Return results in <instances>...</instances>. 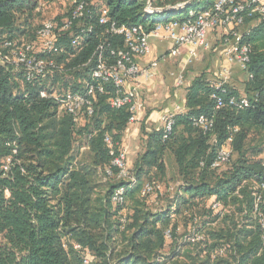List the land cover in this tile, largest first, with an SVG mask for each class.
<instances>
[{"label":"trees","instance_id":"1","mask_svg":"<svg viewBox=\"0 0 264 264\" xmlns=\"http://www.w3.org/2000/svg\"><path fill=\"white\" fill-rule=\"evenodd\" d=\"M48 1L0 0V46L6 41H34L41 25H34L35 15ZM86 1L92 30L78 50L68 47L73 57L67 65L87 61L88 74L99 45L111 63L110 49L123 45L121 36L105 33V26L98 24L100 13L105 11L117 25L139 24L149 30L173 14L181 19L199 0L178 11L155 14L146 13L148 0ZM187 1L150 0V6L160 9ZM40 3L44 6L37 10ZM244 40L251 50L246 72L240 71L245 76L243 94L230 86L224 93L215 91L205 72L197 75L167 139H162L161 129L149 134L145 151L129 169L137 180L127 187L122 205L112 204L110 197L126 182L117 178L103 139L109 135L113 142L120 141L130 113L126 107L110 108L112 88L96 96L87 125L78 128L54 99L39 96L44 83L26 82L0 63V264H83L85 255L89 264H264L259 221L260 214L264 217L262 26L252 27ZM60 41L67 44L64 36ZM212 93L223 98L221 107H215ZM231 96L246 97L248 106L228 105ZM200 115L212 120L209 130L194 124ZM76 136L87 142V162L77 160L73 152ZM227 144L229 160L213 167L217 151ZM167 153L181 180L172 203L153 212L147 203L162 192L154 196L156 191L142 189L145 183L162 188L147 178L167 177ZM6 161L9 168L3 170ZM215 202L219 206L213 208ZM178 213L186 220L183 226L192 229L186 234L189 240L180 243ZM167 241L170 251L162 257Z\"/></svg>","mask_w":264,"mask_h":264},{"label":"built area","instance_id":"2","mask_svg":"<svg viewBox=\"0 0 264 264\" xmlns=\"http://www.w3.org/2000/svg\"><path fill=\"white\" fill-rule=\"evenodd\" d=\"M44 3H40L41 9ZM89 3L86 0H70V8L66 15L58 20L56 16L45 19L35 32L34 41L21 42L18 45L13 42H4L0 46V63L10 70L19 73L24 81L44 83L57 74L71 75L74 72L83 74V81L77 83L73 89L63 90L61 93L48 92L43 86L39 89V96L52 98L58 104L60 110H64L78 123L83 117L93 114V105L98 94L107 93L112 88V95L108 104L112 109L126 107L130 113L127 124L135 121L138 111L142 105L138 99L139 83L138 78L149 81L155 75L160 63L166 62L168 56H177L183 46L188 47L187 61L192 62L197 58V51L210 50L211 43L208 33L214 29H220V46L222 50V63L214 77L208 80L209 85L215 90L224 93L230 86V80L234 68L246 72L249 61L250 44L244 40L252 27L262 26L264 30V0H201L196 7L188 10L187 14L179 19L170 18L159 20L153 27L146 30L142 25H117L110 21L106 12L98 16V24L105 26L104 32L112 35H119L123 38L122 47L110 49V55L114 61L108 62L103 55V46L99 45L95 51V64L87 74V61L76 65L68 66L70 62L68 47L78 50L87 39V34L92 27L87 24V13ZM152 8L147 3L145 11L152 14ZM247 21V22H246ZM246 28V29H245ZM67 38V44L60 41L61 37ZM151 39H165L170 46L166 54L152 59L146 65L139 63V58L147 57L151 53ZM64 58V61L61 59ZM174 84H183L181 71H171ZM247 78L251 75L247 74ZM132 81V85L127 83ZM211 98L215 101V107L223 105V98L212 93ZM227 104L237 108L247 107L249 102L246 97H229ZM176 112L182 113V109L176 107ZM175 112H169L161 117L162 139H167L175 121ZM194 124L203 130H209L212 120L200 115L193 120ZM104 143L112 156L111 165L117 169V178L126 182L113 190L110 200L114 205H122L129 188L136 182V178L130 172L126 164V148L120 142H113L109 135H104ZM230 140V139H229ZM15 152V150H14ZM231 155V149L227 145L217 151L212 163L213 167H219L227 162ZM264 166V162H263ZM3 170L9 168V161L3 164ZM107 175H111L109 170ZM159 184L145 183L143 193L162 192ZM173 190V186H170ZM260 196L257 195L254 204V211L258 209ZM213 208L219 206L218 202L213 203ZM261 227L264 229V217L259 215ZM169 237V232H166ZM87 255L83 256L82 263L89 264Z\"/></svg>","mask_w":264,"mask_h":264},{"label":"crops","instance_id":"3","mask_svg":"<svg viewBox=\"0 0 264 264\" xmlns=\"http://www.w3.org/2000/svg\"><path fill=\"white\" fill-rule=\"evenodd\" d=\"M221 35L220 29L209 31L208 37L211 43L210 50L197 51V58L192 62L187 61L188 47L183 46L177 56H168L166 62L160 63L155 75L149 81L138 78L139 89L138 99L142 108L137 112L135 121L127 124L120 132V144L127 150L126 164L128 169H132L145 151L149 134L158 131L162 127L161 117L169 112H176V107L184 110L185 99L188 87L193 79L201 72H205L208 80L215 76L222 63V50L219 43ZM151 53L147 57L139 58L141 65H146L150 60L156 59L168 52L170 46L165 39H151ZM199 74L195 72L196 66H201ZM171 71H181L183 74V84L176 86ZM241 73L234 69L232 78L235 74ZM230 80V87L243 94L240 83ZM132 85V81L127 83ZM179 114V113H178Z\"/></svg>","mask_w":264,"mask_h":264},{"label":"rangeland","instance_id":"4","mask_svg":"<svg viewBox=\"0 0 264 264\" xmlns=\"http://www.w3.org/2000/svg\"><path fill=\"white\" fill-rule=\"evenodd\" d=\"M99 1V0H94ZM204 0H201V3ZM70 7L69 0H50L45 5V8L40 11V13H36L35 15V21L34 25L38 26L40 25L45 19L51 18V17H61L65 15L66 10ZM173 18L178 17V15L174 14L172 15ZM246 29V28H245ZM212 48V47H211ZM214 49V48H212ZM203 64L201 66H196L194 69L197 74H199L200 70L202 69ZM238 70L237 68H234ZM85 78V77H84ZM83 74L79 72H74L71 75L68 74H57L53 78L48 79L44 82V87L47 89L48 92L53 93H61L63 90L66 89H73L77 83H80L83 81ZM233 82L240 83L241 88H243L245 84V76H243L242 73H237L233 76ZM90 118L83 117L78 123H76V126L78 128L83 127L84 125H87V120ZM73 152L77 154V160L87 162L89 159V150L87 148V142L85 139L80 138L78 136L75 137V141L73 144ZM264 157V154H263ZM165 161L167 165V177L160 178L157 176H148L147 180L149 181H155L159 182L162 185V193L158 195L156 198H152L148 201L147 207L153 212L157 211H164L166 207L172 203V196L177 194L178 191V185L180 184V178L177 177L176 169L174 165V160L172 156L167 153L165 156ZM102 181H104L102 179ZM169 186H173V190H170ZM127 207V206H126ZM173 207V204L171 205V210ZM198 209H200V205H198ZM166 211V210H165ZM176 222L178 224L177 232H178V242H184V240H189L186 234L192 231L190 229V226H183L185 218L183 213L176 214ZM190 229V230H189ZM166 247L161 252V256H166L169 254L170 251V241L166 242ZM160 260V259H159Z\"/></svg>","mask_w":264,"mask_h":264},{"label":"water","instance_id":"5","mask_svg":"<svg viewBox=\"0 0 264 264\" xmlns=\"http://www.w3.org/2000/svg\"><path fill=\"white\" fill-rule=\"evenodd\" d=\"M194 1H196V0H188L187 2L180 3L178 5L171 6V7L152 9L151 12H152V14H155V13H163V12H170V11H178L180 9L189 7ZM148 4H150V0H148Z\"/></svg>","mask_w":264,"mask_h":264}]
</instances>
